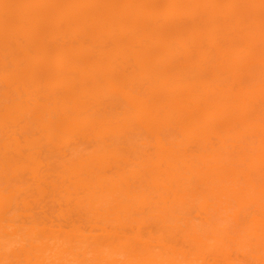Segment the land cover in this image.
Wrapping results in <instances>:
<instances>
[{"label":"bare ground","instance_id":"1","mask_svg":"<svg viewBox=\"0 0 264 264\" xmlns=\"http://www.w3.org/2000/svg\"><path fill=\"white\" fill-rule=\"evenodd\" d=\"M0 264H264V0H0Z\"/></svg>","mask_w":264,"mask_h":264}]
</instances>
